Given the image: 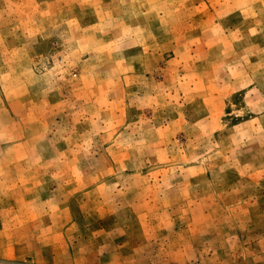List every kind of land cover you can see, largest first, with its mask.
Masks as SVG:
<instances>
[{
    "label": "rangeland",
    "instance_id": "obj_1",
    "mask_svg": "<svg viewBox=\"0 0 264 264\" xmlns=\"http://www.w3.org/2000/svg\"><path fill=\"white\" fill-rule=\"evenodd\" d=\"M0 264H264V0H0Z\"/></svg>",
    "mask_w": 264,
    "mask_h": 264
}]
</instances>
